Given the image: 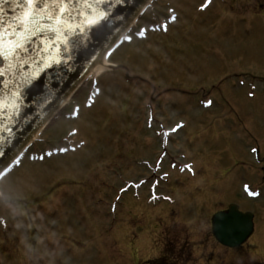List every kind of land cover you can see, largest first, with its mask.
<instances>
[{
    "label": "rangeland",
    "instance_id": "374dc122",
    "mask_svg": "<svg viewBox=\"0 0 264 264\" xmlns=\"http://www.w3.org/2000/svg\"><path fill=\"white\" fill-rule=\"evenodd\" d=\"M203 1L161 0L155 14H178L168 33L121 47L93 106L40 137L54 147L74 134L73 152L22 160L0 183V264H147L163 249L170 264L264 263V196L245 198L264 184V0L199 13ZM232 203L255 231L225 250L210 217Z\"/></svg>",
    "mask_w": 264,
    "mask_h": 264
},
{
    "label": "water",
    "instance_id": "95a60500",
    "mask_svg": "<svg viewBox=\"0 0 264 264\" xmlns=\"http://www.w3.org/2000/svg\"><path fill=\"white\" fill-rule=\"evenodd\" d=\"M148 1L126 0L125 2V0H111V7L108 8V12L114 13V15L113 18L108 20L107 30H111V35L108 36L107 42L103 43L102 46L98 44L97 40L92 38L95 33L86 34L79 41L80 43L86 42L90 50L95 51L92 60L85 62L78 59L76 52L71 47L68 51H64L62 48L50 50L46 42L43 51L50 52V54L45 62L53 64V67L43 70L33 64L31 69L25 71V77L39 74L41 71H43V75L40 76L36 86L25 97L21 111H16L12 92L13 85L18 87L24 83V80L13 78L8 80L7 85H5L4 78H0V153H6L0 156V169H5L9 165V161L26 146L79 81L101 62L104 53L109 50V45L114 40L115 42L118 40V37L131 24ZM117 4L120 6L117 7ZM7 7L5 5V9ZM78 7L86 12L89 7L95 8L96 6L82 3ZM11 15L12 13L9 12L6 19H10ZM87 19H95V15L87 17ZM23 22L27 24V18H24ZM31 26L34 27L35 23ZM17 39H23V33L17 36ZM39 43L40 39L37 38L36 43L32 46L37 47ZM11 46L10 43L5 44V47ZM59 59H62L63 62L56 63ZM69 61L71 62L69 63ZM0 67L5 68L6 72L10 71V67L4 61H0ZM41 88L44 95L37 96L36 93ZM252 219L253 217L250 214L243 215L238 212L236 206H230L226 213H218L212 218L213 236L222 246L237 248L245 243L252 234Z\"/></svg>",
    "mask_w": 264,
    "mask_h": 264
},
{
    "label": "snow or ice",
    "instance_id": "6c2138e0",
    "mask_svg": "<svg viewBox=\"0 0 264 264\" xmlns=\"http://www.w3.org/2000/svg\"><path fill=\"white\" fill-rule=\"evenodd\" d=\"M82 3H89L96 7H89L85 12L78 7ZM210 3L211 0H206L202 7H207ZM5 5L8 6L7 9H5ZM119 6L117 4V7ZM110 7L111 0H0V61H4L10 67L9 72L0 67V78H4L5 85H7L8 80L13 78L24 80V83L18 87L13 85L12 96L17 112L23 109L25 97L36 86L40 76L43 75V71H41L39 74L25 77V71L31 69L33 64L43 70L53 67V64L45 62L50 54V52L43 51L45 43L47 42L50 50L62 48L64 51H68L71 47L76 52L78 59L85 62L92 60L95 51L90 50L86 42L80 43V38L86 34L95 33L92 38L96 39L98 44L102 46L103 43L107 42L108 36L111 35V30H107L108 20L114 15V13L108 12ZM9 12L12 13L11 18L6 19ZM93 14L95 19H87ZM24 18H27V24L23 22ZM33 23H35L34 27L31 26ZM161 28L164 31L167 30L166 26H161ZM143 31L147 30H142L138 35H143ZM21 33H23V39H17ZM37 38L40 39V43L37 47H33L32 45L36 43ZM130 40L131 36H124L121 43ZM6 43H10L12 46L5 47ZM114 44L115 40L109 45V50L104 53L105 56L110 55ZM62 62V59L56 61V63ZM36 95L43 96V89L41 88ZM249 95L252 96L253 93H249ZM211 103L208 101L205 106L210 107ZM182 127L183 125L179 124L172 131L175 132ZM67 151L69 149L63 148L59 150V153H66ZM255 151L256 149H253V152ZM5 154L0 153V156ZM46 155L51 156L52 153L49 152ZM19 159V153H17L9 161V164L18 166ZM40 159H44V157H40ZM185 169L194 174L191 165H185L181 171ZM10 170L11 167L6 166L5 169H0V175Z\"/></svg>",
    "mask_w": 264,
    "mask_h": 264
},
{
    "label": "bare ground",
    "instance_id": "6f19581e",
    "mask_svg": "<svg viewBox=\"0 0 264 264\" xmlns=\"http://www.w3.org/2000/svg\"><path fill=\"white\" fill-rule=\"evenodd\" d=\"M211 5H212V3H211ZM211 5L208 7V9L211 7ZM207 9V10H208ZM207 10H205V12L207 11ZM167 33H168V31H167ZM116 53V52H115ZM114 53V54H115ZM113 54V55H114ZM112 55V56H113ZM112 56L110 57V58H112ZM109 66H111L109 63H104V65H101L100 63H98L96 66H95V68L93 69V71L91 72L92 73V75H94V76H98V75H101V74H103L104 72H108L106 69H107V67H109ZM79 117V116H78ZM44 128V127H43ZM42 128V129H43ZM44 162V161H43ZM2 181H4V179H2L1 181H0V183L2 182Z\"/></svg>",
    "mask_w": 264,
    "mask_h": 264
},
{
    "label": "trees",
    "instance_id": "16d2710c",
    "mask_svg": "<svg viewBox=\"0 0 264 264\" xmlns=\"http://www.w3.org/2000/svg\"><path fill=\"white\" fill-rule=\"evenodd\" d=\"M172 256H173V253L170 255V253L168 254L166 251H163L162 256L160 257L159 260L150 262L149 264H168L166 263V260Z\"/></svg>",
    "mask_w": 264,
    "mask_h": 264
}]
</instances>
